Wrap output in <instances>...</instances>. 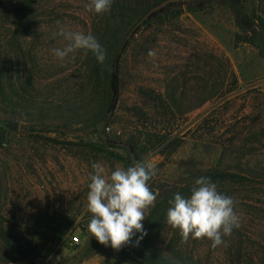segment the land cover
<instances>
[{
    "label": "rangeland",
    "instance_id": "374dc122",
    "mask_svg": "<svg viewBox=\"0 0 264 264\" xmlns=\"http://www.w3.org/2000/svg\"><path fill=\"white\" fill-rule=\"evenodd\" d=\"M86 3L0 0V121L20 122L16 133L0 127V232L9 236L0 239V264H144L145 243L170 262L166 251L174 250L192 264H264L259 186H217L242 217L226 247L185 241L165 223L173 194L188 195L211 168L264 181V0H241L255 32L237 22L227 0L202 9L114 0L98 16L85 12ZM158 5L165 11L139 27L122 53L119 102L102 138L112 60ZM59 27L94 34L105 62L80 51L59 62L51 54L65 43L52 36ZM135 161L155 165L148 183L159 195L145 213L147 235L113 250L87 232L91 164L110 170Z\"/></svg>",
    "mask_w": 264,
    "mask_h": 264
},
{
    "label": "clouds",
    "instance_id": "9594fccd",
    "mask_svg": "<svg viewBox=\"0 0 264 264\" xmlns=\"http://www.w3.org/2000/svg\"><path fill=\"white\" fill-rule=\"evenodd\" d=\"M113 3L114 0H87L84 10L97 16L108 14ZM52 36L65 42L63 47L51 49L59 62L74 58L77 51L83 55L91 53L100 64L105 62L106 50L91 32L59 27ZM154 55V51L148 52V56ZM91 168L85 205L90 237L113 250H120L134 238L139 243L147 235L143 225L145 213L155 206L159 195L148 183L157 175V168L147 161H135L126 168L116 165L110 170L100 162H93ZM165 223L178 231L183 240L204 239L216 249L227 246L226 238L241 227L242 217L232 196L219 191L209 177L200 176L188 195L173 194Z\"/></svg>",
    "mask_w": 264,
    "mask_h": 264
},
{
    "label": "trees",
    "instance_id": "16d2710c",
    "mask_svg": "<svg viewBox=\"0 0 264 264\" xmlns=\"http://www.w3.org/2000/svg\"><path fill=\"white\" fill-rule=\"evenodd\" d=\"M178 2H182L183 6H186L188 9H202L206 6L207 3L213 2L216 0H177ZM229 1L237 10V22L244 28L248 29L251 32H255L254 26V20L247 15L243 14V7L241 4V0H227ZM155 7H159V9L155 10L151 13L148 19L143 21L140 25L139 23L133 30H131L128 35L125 37L120 50L116 54L115 58L112 60V69L110 74V101H109V108L107 111V116H105L99 123H104L101 125L99 129H97V132L100 137L103 138L104 136V129L109 126V119L110 116L115 112L120 92H121V83H120V75H119V63L121 60V56L123 51L128 46L131 37L139 30V27H141L147 20L151 18L157 17L159 14L163 13L165 11V8L162 7V5H158ZM154 7V8H155ZM152 8V9H154ZM151 9V10H152ZM150 10V11H151ZM149 11V12H150ZM148 12V13H149ZM145 17V16H144ZM140 22V21H139ZM1 79V78H0ZM7 88L2 89V94H4L7 90ZM10 92L13 96H16V93L13 88H11ZM2 123L0 121V127L2 129H5L2 126ZM200 176H206L209 177L213 182L216 183L217 186L225 187V186H237L241 187L245 190H251L256 189V186H259L260 190H264V181H245V177L241 175L239 172H233L231 170L222 169V168H211L207 170L204 174ZM0 239L8 240L9 236L2 231L0 232ZM167 254L171 255V262L170 260H167L164 256H162L158 250L153 247L151 244L145 243L143 245V249L140 251L139 258L143 261L144 264H192L189 260H187L184 256L180 254V251H172V254L169 253V251H166ZM175 261V263L173 262Z\"/></svg>",
    "mask_w": 264,
    "mask_h": 264
},
{
    "label": "water",
    "instance_id": "95a60500",
    "mask_svg": "<svg viewBox=\"0 0 264 264\" xmlns=\"http://www.w3.org/2000/svg\"><path fill=\"white\" fill-rule=\"evenodd\" d=\"M159 9V7H155L154 9H152L149 13H147L145 15V17H143V19L139 22V25L145 21L146 19L149 18V16L151 15L152 12H154L155 10ZM2 126L7 129L10 132L16 133L19 131L20 129V122L19 121H6L2 123Z\"/></svg>",
    "mask_w": 264,
    "mask_h": 264
},
{
    "label": "built area",
    "instance_id": "2783aa9c",
    "mask_svg": "<svg viewBox=\"0 0 264 264\" xmlns=\"http://www.w3.org/2000/svg\"><path fill=\"white\" fill-rule=\"evenodd\" d=\"M75 242H76V243L78 242V238H75Z\"/></svg>",
    "mask_w": 264,
    "mask_h": 264
}]
</instances>
